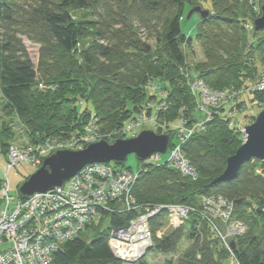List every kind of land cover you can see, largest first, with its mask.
Returning a JSON list of instances; mask_svg holds the SVG:
<instances>
[{"label":"trees","instance_id":"obj_1","mask_svg":"<svg viewBox=\"0 0 264 264\" xmlns=\"http://www.w3.org/2000/svg\"><path fill=\"white\" fill-rule=\"evenodd\" d=\"M196 3L210 8V14L199 21L195 36L186 35L182 20L186 10ZM249 3L250 0H0V28L4 31L0 32L1 165L15 139L12 125L16 122L22 125L30 145L48 137L64 141L82 138L92 118L103 134L99 139L129 138L123 130L142 111L157 116L160 122H180L181 115L190 125L206 121L205 128L183 144L197 178L165 162L152 164L136 156L141 172L132 194L143 211L168 204L191 209L180 227L161 237L157 232L167 223L168 211L165 208L152 217V248L176 253L187 236L188 249L167 264H264V162L252 158L241 166L235 179L209 185L224 172L228 157L244 139L246 125L241 124L244 116L239 117V112L248 101L264 103V89L256 82L259 68L264 66V29L255 30V18L248 24L244 21L249 11L253 14ZM78 9L86 11L82 17L74 15ZM101 9L118 14L122 20L125 17L129 23L118 21L126 25L117 30L109 28V22L99 27L87 14ZM136 19L146 21L148 29L155 33V47L138 40L136 32L131 33ZM106 32L114 37L112 44L95 40L85 47L90 37L100 40ZM22 35L40 44L37 66ZM195 42L205 52L204 62L188 61L187 50H192ZM197 80H203L211 90L234 89L239 93L233 96L231 105L219 109L207 106L213 109L207 121V114L199 108L200 94L192 88ZM153 129L161 133L159 122ZM178 132L175 124L165 131L170 147L179 141ZM112 164L135 170L125 161ZM208 195H223L234 202V217L247 227L245 233L229 238L235 242L234 249L230 240L225 243L221 239L204 212L197 211L202 198ZM137 215V210L106 212L97 225L108 222L107 228L91 240L81 233L63 243L53 255V264H126L113 253L110 232L128 227ZM132 264L152 263L145 256Z\"/></svg>","mask_w":264,"mask_h":264},{"label":"built area","instance_id":"obj_2","mask_svg":"<svg viewBox=\"0 0 264 264\" xmlns=\"http://www.w3.org/2000/svg\"><path fill=\"white\" fill-rule=\"evenodd\" d=\"M258 87L264 89V84ZM192 88L198 90L201 96L199 108L207 114V121L210 120L213 109L210 110L207 106L211 108L212 104L218 103L219 93L213 94L210 91L209 94L202 80L194 82ZM216 108L219 109L220 106ZM154 120L149 118L147 121ZM96 122L92 118L86 125V134L79 139L64 141L48 137L44 142L21 148L13 143L10 145L5 156L7 171L2 170L0 163V197L3 203L0 206V243L6 241L9 244L0 250V264H53V255L63 243L78 237L95 222L98 223L110 210L138 211L128 227L112 229L110 232V246L115 256L123 261L137 262L153 246V231L150 226L152 217L166 208L170 223L174 226V223L179 224L183 218H188L191 209L179 204L156 205L143 211L132 194L141 169L131 170L112 162L88 164L63 185L46 192H37L27 198L19 197L15 201L10 194L8 177L13 168L31 162V166L36 169L41 165L43 157L57 150L85 148L100 137L96 131ZM190 123L182 119L175 126L179 131V138L185 141L168 146L169 156L166 160H163L164 153L157 152L145 161L152 164L165 162L186 176H194V168L183 151V144L195 132L203 130L206 121ZM126 127L123 130L126 137H134L136 133L128 134ZM243 132L245 134L244 128ZM1 153L0 149V155ZM201 204L197 211L204 212V217L215 225L225 243H228L229 238L243 234L242 229L246 226L234 217L235 204L230 199L223 195H208L202 198Z\"/></svg>","mask_w":264,"mask_h":264},{"label":"rangeland","instance_id":"obj_3","mask_svg":"<svg viewBox=\"0 0 264 264\" xmlns=\"http://www.w3.org/2000/svg\"><path fill=\"white\" fill-rule=\"evenodd\" d=\"M19 1L22 3L25 2V0H19ZM241 1H244V0H241ZM243 5H245V4L243 3ZM196 6H202V5L196 3V4H194L193 8ZM249 6H250L249 9H251L253 11V14H252V12L249 11L248 14H250V15L246 14V16H244V18H245L244 21L246 22V24H248L250 21H252L253 18H255L254 19V21H255L257 18H259L262 15V13H261V15H259L258 13H259V10L262 11V6H264V0H253V1L250 0ZM202 8L210 10V8H207L204 6H202ZM191 9L192 8L186 10V12L184 14V17L182 20V31L186 35L195 36L196 32H197V25H198L199 21L202 19V16L199 12H193L191 14ZM85 12H86L85 10L78 9V10H75L74 15L76 17H82L85 14ZM87 16H88L87 18H89V19L92 18V21L97 22V25L99 27H101V26L104 27V25L107 22H109L108 25H110V27L109 26L108 27L111 29H114V30H117L118 28L125 27V25H126L125 23L118 24V21H122V22L126 21V23H129V20H126L125 17L122 20V19H120L121 17L118 14H116L114 12L107 13L106 10H102V9L99 10L97 13L87 14ZM152 20L154 21V18H152ZM0 32H1V34H2V32H4L2 28H0ZM132 32L137 33L138 40H140L142 43H145V44L149 45L150 47H155L157 45L158 41L156 40L155 33L153 32V34H152L150 29H148V24L146 21L138 20V19L134 20L133 24H132L131 33ZM261 35H262V33H261ZM21 37L24 41V44L28 50L30 57L32 58V60L35 62L36 66H37L38 62H39V58H40V44L30 40L27 35H22ZM113 39H114V37H112L110 35V33L106 32V35L104 37H102V39L99 40L97 38L90 37L87 40V43H84V44H86L85 47H88L87 46L88 43H91V42H94L95 40H97V41H99L105 45H110L113 43ZM187 53H188L189 63L204 62L206 59L205 52L198 42H195L192 50H187ZM259 69H260V72L257 76L258 80L256 82H260V84H262V83L264 84V66H261ZM202 82H203V80H202ZM203 84L206 85L205 82H203ZM252 88L255 89L257 87L255 86ZM207 89H208L209 94H211L210 91H212L213 94L219 93L218 94V103H216V104H218V106H223V105H228V104L231 105V100H232L233 96H235L239 93L238 91H236L234 89H230L228 91L227 90L216 91V90H211L208 86H207ZM152 90L155 91L156 89L152 88ZM216 104L215 105L212 104L211 107H218V106H216ZM263 109H264V103L259 104L258 102L252 103V102L248 101L246 103L245 109L241 110V112H239V114H238L239 117H241V118L244 116L241 124L244 126L245 125L247 126V125H250L251 123H253L255 121L256 117L258 116V114ZM149 115L150 114L147 111H142V113H140V115L137 118L135 117L134 119H132L130 124H128V126L126 127V131L128 132V134H132L135 132L136 133L135 136H137L144 129H153L154 124H157V122H159V124H160L159 130L161 131L162 134H165V131H167V128L172 126V124H175V126L177 124H179L178 121L177 122H173V121L160 122L158 120L157 116L151 117ZM150 117L152 118V120L155 119L156 122L154 124L147 121ZM179 119L180 120L183 119L184 121H186V118L183 115L179 116ZM245 127H244V129H245ZM12 128L16 132L15 139L12 140V143L16 144L18 146L20 145L19 148L27 145V138H26V135L22 129V125H19L16 122L12 125ZM153 130L155 131V129H153ZM96 131L98 132V135L103 136L98 125H96ZM156 133L161 134L159 132H156ZM124 136H126V135L124 134ZM178 138H179V136H178ZM245 138H246V133L244 134V139H243L242 143L244 142ZM112 139H113V137H112ZM99 140H101V139H98L96 141H99ZM114 140L115 139H113V141ZM113 141H109V142H113ZM180 141L182 143L183 141H185V139L181 140V137H180L179 141L176 143H180ZM242 143H241V145H242ZM88 145H86L85 148ZM51 154L43 157L42 163L39 167H41L43 165L45 158L50 156ZM168 156H169V152L164 153L163 154V160H166L168 158ZM111 162H113V161H111ZM125 164L127 166H131L135 170L138 169L140 166L136 155L133 153L128 155L127 159L125 160ZM31 165H32L31 162H26L17 168H13L9 172L8 177H9V181H10V185H11L10 194L15 198V201H17V199L19 197V186L27 179L26 177L30 176L33 172H35V170L38 169V168H36V169L33 168V166H31ZM191 165L194 168L195 175L192 177L191 176H189V177H191L192 179H195V177L197 178V175H198L197 170L194 167V165L192 164V162H191ZM2 167L4 169L3 171H7V165H6L5 159L2 161ZM120 167H122V166H120ZM108 206L110 207V205H108ZM102 216H103V214L101 215V217ZM108 224H109L108 222H103L100 226H98L97 222H95L93 227L91 226L90 228H88L82 232V236L87 240H91L95 236H97L102 230L107 228ZM174 224L176 226H174L170 223V217L168 216L167 223L163 227H161V229L157 232V236L161 237L164 234L171 232L172 229L180 227L182 225V222H179V224H177V223H174ZM242 230H243L242 232L245 233L247 230V227L246 228L244 227V229H242ZM153 240H154V237H153ZM153 244H154V241H153ZM8 245L9 244L6 241H4L3 243H0V250L6 248ZM188 246H189V239L187 236H185L184 239L182 240V242L180 243L179 248H178L176 253H162V252L155 250L154 248H151L150 250H148L146 252V257L149 259V261L152 264H167L166 263L167 261H169L171 259H177L180 255H182V253H184L188 249ZM125 262H126V264H132L129 261H125ZM224 264H230V261H226V262H224ZM231 264H237V263L231 262Z\"/></svg>","mask_w":264,"mask_h":264},{"label":"water","instance_id":"obj_4","mask_svg":"<svg viewBox=\"0 0 264 264\" xmlns=\"http://www.w3.org/2000/svg\"><path fill=\"white\" fill-rule=\"evenodd\" d=\"M193 12H199L202 18L210 14L209 10L203 9L202 6L192 8L191 14ZM254 24L255 30L264 29V6L262 15ZM245 133L246 138L242 145L228 157L224 172L214 178L209 185L235 179L241 166L252 158H259L264 162V109L253 123L245 127ZM169 140L168 134H158L153 129H144L132 138H118L113 142L103 139L92 142L81 150H57L46 157L43 165L19 186V195L27 198L37 192H46L55 186H61L88 164L124 162L132 153L140 160H145L153 153H166ZM231 247L235 248L234 241H231Z\"/></svg>","mask_w":264,"mask_h":264}]
</instances>
